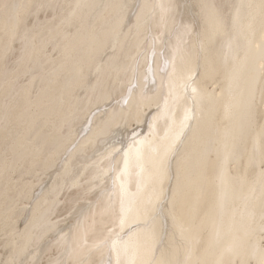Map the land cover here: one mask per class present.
I'll use <instances>...</instances> for the list:
<instances>
[{"label": "bare ground", "instance_id": "obj_1", "mask_svg": "<svg viewBox=\"0 0 264 264\" xmlns=\"http://www.w3.org/2000/svg\"><path fill=\"white\" fill-rule=\"evenodd\" d=\"M262 258L264 0H0V264Z\"/></svg>", "mask_w": 264, "mask_h": 264}, {"label": "snow or ice", "instance_id": "obj_2", "mask_svg": "<svg viewBox=\"0 0 264 264\" xmlns=\"http://www.w3.org/2000/svg\"><path fill=\"white\" fill-rule=\"evenodd\" d=\"M13 5H10L8 3L3 4V8L7 11L10 8H13ZM24 25L26 27V20H21L19 17L16 18V27L17 29L20 28L21 25ZM260 264H264V258L261 259Z\"/></svg>", "mask_w": 264, "mask_h": 264}]
</instances>
